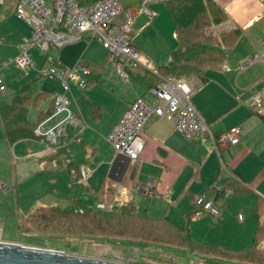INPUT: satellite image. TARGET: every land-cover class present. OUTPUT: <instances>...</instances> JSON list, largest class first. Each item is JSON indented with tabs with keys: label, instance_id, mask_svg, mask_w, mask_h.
Returning a JSON list of instances; mask_svg holds the SVG:
<instances>
[{
	"label": "crops",
	"instance_id": "crops-1",
	"mask_svg": "<svg viewBox=\"0 0 264 264\" xmlns=\"http://www.w3.org/2000/svg\"><path fill=\"white\" fill-rule=\"evenodd\" d=\"M46 1L53 4V0ZM126 1L128 4L129 1ZM142 1L138 2L141 4ZM158 1L155 0L150 6L151 10L157 12L156 16L139 14L136 17L132 40L134 47L142 53L143 65L134 70V76L125 78V89L120 88L118 93L121 83L118 79L124 78L108 59L107 49V53L103 51V44L92 41L94 37L89 33L82 35L72 32V35L79 38L66 45L83 38L88 39L89 44L73 47L63 56L51 55L46 51L41 66L34 62L29 51L33 61L31 67L39 68L27 71L24 76L12 73L8 68L14 64L20 45L31 37L33 29L17 16L20 0H0V105L12 102L16 92L27 84H31L33 90L51 92L54 99L56 94L63 93L59 80L41 73L40 70L47 62L50 63L49 66L59 68L73 67L83 62L101 68L94 78L93 75L89 76L87 87L80 88L72 84L71 90L65 92L76 121L67 126L66 135L57 148L50 149L46 140L38 136L11 144L6 137L0 115V178L5 181L0 180V183L6 186L3 189L14 192L21 210L20 187L32 177L38 179L34 189L38 191L39 184L46 185V190L40 187V192L47 191L58 196H61V190L54 185L59 179H63L69 191V197H66L70 200L73 196L80 195L87 186L93 189V193L100 191L108 180L117 188L118 194L113 200L101 203H110L113 209L115 203L132 202L138 211H144L142 214L151 216L155 210L157 218H168L180 226H186L185 214L196 208V197L208 194V189L213 187L211 196H214L215 204L221 210L219 222L216 218L204 217L210 213L202 214V219L195 218L194 213L190 223L191 232L199 238L204 231L216 232L219 229L231 233L233 229L228 225L230 217L239 213L243 215L240 220V235L228 237L227 240L230 243H245L250 234V238H254L258 224L264 222V176L258 181L255 180L264 169V120L256 114L258 106L250 99L264 85V61L256 62L243 70L240 65L255 55H264V0H215L228 14V20L217 25L215 35L238 27L243 29V33L238 43L227 50L229 55L222 70H209L206 74L209 78L207 82H202L197 77L189 79L198 84L192 101L209 124L212 135L218 137L238 124L242 126L240 142L217 152L212 149L213 144L209 137L200 134L188 138L177 131L168 118L153 115L143 131L146 143L144 153L139 160H131L115 151L107 139L108 135L135 99L142 96L150 104L153 103V88L148 90L139 80H143L147 72L157 74L158 68L170 62L172 52L178 47L176 24L166 5L167 0L161 4L156 3ZM138 9L132 6L126 10ZM105 75L109 87L100 84ZM6 81L14 88L10 89ZM130 81L138 87L130 84ZM34 82H40V87L34 88ZM51 100L49 98L43 101L39 107L32 106L31 108L37 109V114L30 119V108L29 120L37 121L40 114L49 109ZM95 107L100 110L93 114ZM55 152L61 155L57 159L54 157ZM64 158L66 162L69 160L65 174L60 173L57 166V162H63ZM71 164L73 167H70ZM133 165H138L139 169L134 190L126 184L130 180L129 170ZM82 167L88 169L86 177L82 175ZM219 173L223 179L235 176L246 184L254 180L253 185L248 184L251 191L242 196L228 192L221 202H216L223 181H216L212 186L211 184ZM150 179L156 183L152 193L145 189ZM98 184L100 188L96 189ZM76 185L82 187L78 195H74L72 191ZM138 187H142L143 191L137 190ZM8 193L0 195V201ZM139 197L142 203L137 200ZM41 198L38 197L37 203ZM150 200L153 201L149 203ZM248 203L253 210H250ZM28 214H23V218ZM2 241L32 245L13 239Z\"/></svg>",
	"mask_w": 264,
	"mask_h": 264
},
{
	"label": "trees",
	"instance_id": "trees-1",
	"mask_svg": "<svg viewBox=\"0 0 264 264\" xmlns=\"http://www.w3.org/2000/svg\"><path fill=\"white\" fill-rule=\"evenodd\" d=\"M80 1L82 4H93L97 0ZM166 5L176 24L178 47L172 52L170 62L158 68L157 74L147 72L143 76L144 79L139 81L142 85L145 84L144 87L148 90L169 78L197 77L202 82H207L209 78L206 74L209 70L223 69L229 55L227 50L238 43L243 29L238 27L218 35L207 33L208 27L228 20V14L215 0H167ZM86 64L92 68L90 77L93 75L94 78L101 68ZM129 74L130 77L134 76V70H130ZM49 98L52 99L49 109L42 112L37 121H30V108L39 107ZM53 110L54 94L46 90H33L31 84L24 85L16 92L12 102L0 105L1 120L8 141L14 144L33 138L38 124L50 116ZM99 110L100 108H93V114ZM256 114L264 120V113ZM138 170V165H133L129 170L130 180L125 182L132 190L137 185ZM219 174L211 184L212 186L216 181H223L216 202H221L228 192L238 196L246 195L254 184V180L246 184L235 176L223 179ZM263 176L264 169L255 180L258 181ZM140 191H143L142 187ZM213 191L214 188L210 187L208 196H211ZM117 194V188L108 180L98 192L93 193V189L87 186L80 195L73 196L71 208L39 206L22 218L19 230L53 241L107 243L154 249L165 254L154 257V260L161 264H177L173 258L180 254L205 264H264V249L260 247L264 243V222L258 224L252 245L235 249L206 242L191 232L190 223L197 208L185 214L186 226H180L165 217L142 214L132 202L115 203L112 210H101L97 207L98 203L113 200Z\"/></svg>",
	"mask_w": 264,
	"mask_h": 264
},
{
	"label": "built area",
	"instance_id": "built-area-1",
	"mask_svg": "<svg viewBox=\"0 0 264 264\" xmlns=\"http://www.w3.org/2000/svg\"><path fill=\"white\" fill-rule=\"evenodd\" d=\"M155 0H143L139 9L124 10L121 0H97L93 4H82L80 0H53L49 6L46 0H20L17 16L32 26V35L19 48L14 62L20 68L26 69L33 65L30 49L38 47L44 52L52 48H62L79 37L72 32L91 34L100 38L109 53V60L117 67L123 78L130 76V70H136L143 65L142 53L133 45V33L136 17L139 14L154 17L157 12L150 6ZM121 16H123L121 18ZM264 61V55H255L240 65V69ZM41 73L59 80L63 93H58L54 99L53 113L41 121L35 129V136L45 139L50 149L57 148L66 135L67 126L76 121V116L69 106L65 92L70 91L72 84L80 88L87 86L92 68L86 63H78L73 67L59 68L56 66L43 67ZM198 88L188 78L165 79L161 85L152 89L153 103L144 97L135 99L119 120L116 127L108 135L117 153L131 160H139L145 150L144 128L153 115L166 117L174 123L177 131L188 138L203 134L212 141L213 148L219 152L221 148L240 142L242 126L235 125L214 137L209 124L195 107L192 96ZM258 106L259 113H264V85L250 98ZM82 175H88V169L81 168ZM1 188H6L0 183ZM156 183L153 179L146 184V192L152 193ZM138 187L137 190H140ZM195 218L204 213L220 216L221 210L215 204L214 196L202 194L196 197ZM99 208L111 210L110 203H101ZM243 219V215H239ZM1 233V228H0ZM0 241H2L0 239Z\"/></svg>",
	"mask_w": 264,
	"mask_h": 264
},
{
	"label": "rangeland",
	"instance_id": "rangeland-1",
	"mask_svg": "<svg viewBox=\"0 0 264 264\" xmlns=\"http://www.w3.org/2000/svg\"><path fill=\"white\" fill-rule=\"evenodd\" d=\"M128 1H129V3L126 4V2H127L126 0H121V3H122L124 10H126L127 8H130L132 6H136L137 8H139L141 5L140 2H138L139 0H128ZM163 2H164V0H159L156 3L161 4ZM48 4H49V6H52L50 1H48ZM165 11L169 15V17L172 21V18H171L170 14L166 8H165ZM142 15H145V14H142ZM217 27H218L217 25H212V26L208 27L206 29V31L208 34L211 32L213 33L210 35H215L214 31H216V33H217V30H216ZM92 41H95L96 43H102L100 41V38L94 37V39ZM86 44H89V40L83 38L80 41L70 43L68 45H65L62 48L51 49L49 51V53H51V55L61 54V56H63L65 53L69 52L71 48L79 47L81 45H86ZM103 51H105L107 53L106 49H104ZM30 52L32 54L34 62L38 66H41L43 59H44V55L46 54V52H44L42 49H40L38 47L31 49ZM83 63H87V62H83ZM49 64L50 63L47 62L45 67L48 68ZM36 68H39V67H34V68L31 67V69H30V67H28L26 69H22L20 67L18 68V66L14 62V64H11L10 68H8V69H11L12 73H15L16 75L22 74L24 76L27 71H29V70L33 71ZM3 74L5 75V72ZM106 75H107V73H106ZM106 75L103 78H101L100 84L102 86L109 87L108 81L105 78ZM118 81H121V83H120L119 88H118L119 90L118 91L116 90V91L118 93H120V88L125 89V86H124L125 78L124 79H118ZM6 83L10 89L14 88L12 86H9V83L7 81H6ZM130 84L138 87L133 81H130ZM33 85H34L33 86L34 88H39L41 83L40 82H38V83L34 82ZM17 88H20V87H17ZM246 92H248V91H246ZM68 97H69V95H68ZM33 114H34V116H33ZM36 114H37V109L31 108L29 118L30 119L35 118ZM212 147H213V145H212ZM212 149L214 150V148H212ZM219 152H220V150H219ZM59 156H61L59 153H56V152L54 153V157L56 159L59 158ZM68 161L69 160L67 159V162ZM67 162H66V159L63 162H59V163L57 162V164H58L57 166L59 167L60 173L65 174V171H66L65 167H66ZM0 180H2V182H5L2 178H0ZM37 181H38L37 177H32L31 179H29L28 181L24 182L21 185V187H20L21 210L18 208V204H17L16 198L14 196V192L10 189L5 190L3 188H0V195L9 192L8 193L9 195L3 197L0 201V228H1L0 239L1 238L2 239H13V240H18V241H22V242H28L29 244H32L31 246H37V247H43V248H52V249L64 251L65 253L70 254V255L99 258V259L109 260V261H117V262L122 263V264H161L160 262L155 261L154 257L158 258L160 256H164L165 254H162L158 250H154V249H141L137 246L111 245V244H107V243H91V242L85 243V242H80V241H57V240L53 241V240H47L40 235L26 234V233H23L22 231H20L19 230V222L22 220L23 214L24 215L28 214L29 212H31L32 209H35L38 206L56 205V206H59L61 208H71L73 206L72 200H70L69 198L66 197V195L69 197V195H68L69 191L67 190V184L64 182L63 179H59L58 182L54 185V186H58L59 189L61 190V192H60L61 196L55 195L53 193H48L47 191L46 192H40V187L43 190H46L45 189L46 185H40L39 184V187H38L39 190L37 191L36 189L33 188L34 184ZM95 188L99 189L100 185L98 184L97 187H95ZM72 191H73L74 195H78L82 191V187L76 185L75 187H73ZM39 193H42V194H39ZM40 196L42 198L37 203V199ZM137 200H139L141 203L143 202L141 200V198L137 199ZM151 201H153V200H150L149 203ZM248 207L250 208V210L251 209L253 210V207L251 208V205L249 203H248ZM99 209L105 210L102 208H99ZM139 212L144 213L143 210H139ZM155 214H156L155 210H153V212L151 213V216L156 217L157 215H155ZM238 215H239V213L232 214L230 217V221H229L228 225H229V228L233 229V231L231 233H225L219 229H217L216 232L204 231L202 233V235H200V238H202L208 242L214 243V244H223V245H226V246H229L232 248H237V249L252 245L254 238H250L251 234H250V237L248 236V238H246L245 243H238V242L230 243V241L227 240L228 237H238V235H240L239 230H240V223H241L240 220L241 219H239ZM201 217L202 216H200L198 218H201ZM204 217L207 219L216 218L215 220H217L219 222V220H218L219 216H212L211 214H205ZM260 247L264 249V243H262L260 245ZM173 259L176 261L177 264H201L202 263V262H198L194 258L187 256V255H184V254L177 255V257H174ZM202 264H205V263H202Z\"/></svg>",
	"mask_w": 264,
	"mask_h": 264
},
{
	"label": "water",
	"instance_id": "water-1",
	"mask_svg": "<svg viewBox=\"0 0 264 264\" xmlns=\"http://www.w3.org/2000/svg\"><path fill=\"white\" fill-rule=\"evenodd\" d=\"M0 264H122L117 261L75 256L64 251L0 241Z\"/></svg>",
	"mask_w": 264,
	"mask_h": 264
}]
</instances>
